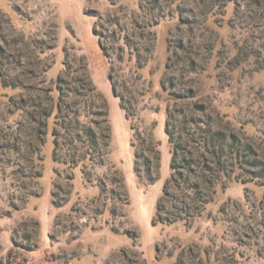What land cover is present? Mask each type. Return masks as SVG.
Segmentation results:
<instances>
[{"label": "rangeland", "instance_id": "obj_1", "mask_svg": "<svg viewBox=\"0 0 264 264\" xmlns=\"http://www.w3.org/2000/svg\"><path fill=\"white\" fill-rule=\"evenodd\" d=\"M0 264H264V0H0Z\"/></svg>", "mask_w": 264, "mask_h": 264}, {"label": "trees", "instance_id": "obj_2", "mask_svg": "<svg viewBox=\"0 0 264 264\" xmlns=\"http://www.w3.org/2000/svg\"><path fill=\"white\" fill-rule=\"evenodd\" d=\"M172 117L173 113L167 109L165 133L171 144V159L169 163L171 172L163 184L162 194L156 203L155 214L151 221L152 225L170 224L176 220L182 219L180 214L177 216L174 214V209H177L178 205H181L183 210H186L191 217H194L200 212L205 202L197 198L199 193V182H197V180H192L193 178H191L188 173H184L192 166V152L187 149V144H184V142H181L179 139H174L173 130L170 127ZM137 135H139V133ZM142 142L147 145V151L149 153L144 156L142 153L135 151L134 172L139 178H144L150 183H153L159 179V150L157 149V144L148 137L142 138ZM131 145L133 146V143H131ZM152 163L154 164V172L151 171ZM140 166L143 172L140 170ZM178 181L186 184L187 189L191 190L194 196L189 197L188 200H178L173 194L176 187L179 186Z\"/></svg>", "mask_w": 264, "mask_h": 264}]
</instances>
